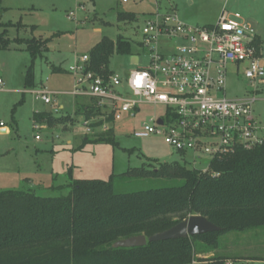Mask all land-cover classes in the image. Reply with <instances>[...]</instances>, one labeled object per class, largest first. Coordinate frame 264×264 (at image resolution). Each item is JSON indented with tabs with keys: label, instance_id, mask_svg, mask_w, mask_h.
Instances as JSON below:
<instances>
[{
	"label": "rangeland",
	"instance_id": "1",
	"mask_svg": "<svg viewBox=\"0 0 264 264\" xmlns=\"http://www.w3.org/2000/svg\"><path fill=\"white\" fill-rule=\"evenodd\" d=\"M235 1L138 0L124 4L122 0H0V8L2 23L23 25L22 28L8 29L11 40H48V51L35 62V83L53 91L71 92L75 81L69 69L74 65L75 56L81 59L89 54L104 37L116 40L123 36L129 39L136 46L140 65L146 66L148 53L140 44L150 14L156 11L175 12L186 24L205 27L214 25L224 9L241 10L249 2L243 0L238 4ZM82 6L84 11L80 10ZM244 12L243 15L247 17V10ZM71 13H74V17L69 19ZM120 13H134L138 18L120 21ZM3 31L4 28H0V33ZM31 64V55L24 46L13 44L9 50L0 48V77L5 83L0 91V122L3 123H0V128L10 129L8 135L0 134V192L32 191L41 197H68L72 191L70 183L74 180L108 181L112 177L116 194L183 184L181 180L122 176L129 169L150 168L149 165L157 162L182 164L188 160L190 164L189 158L168 146L162 137L138 139L134 136V132L140 130L150 118L163 115L162 106L143 105L134 116L125 115L122 121L107 124V128L111 127L115 132L117 146L86 142L87 139H95L102 129H92L89 133L85 118L80 114L73 117L70 124L35 130L34 113L52 111L54 106L36 100L31 94L18 93L19 90L24 91L25 75ZM52 66L63 67L65 72L54 73ZM110 69L126 77L137 66L130 57L115 55L111 59ZM234 70L233 66L230 67L226 97L237 99L254 93L253 86L244 75L236 74ZM256 96L258 101L254 105V114L264 125V92ZM57 98L68 100L71 104L74 100L71 96ZM22 100L24 102L20 104ZM89 103L94 102L90 100ZM65 113L53 114L56 118H62L67 116ZM210 160L204 156L203 162L196 167L205 169ZM218 255L234 259V264H264V227L222 235Z\"/></svg>",
	"mask_w": 264,
	"mask_h": 264
},
{
	"label": "trees",
	"instance_id": "2",
	"mask_svg": "<svg viewBox=\"0 0 264 264\" xmlns=\"http://www.w3.org/2000/svg\"><path fill=\"white\" fill-rule=\"evenodd\" d=\"M0 8V48L24 46L32 64L25 75L26 89H36L34 67L48 51V40H11L8 29L22 24H4ZM120 21L137 19L134 13H120ZM260 50V42H255ZM141 46V44H140ZM19 48V47H18ZM20 49V48H19ZM135 57L136 46L119 36L104 37L89 52L87 72L108 77L115 56ZM54 73L65 72L52 66ZM94 99V98H93ZM15 110V109H14ZM94 121L91 129L113 124L112 116L101 120L102 112L94 99L76 115ZM71 116L56 118L51 112L36 113L35 125H67ZM88 143L117 146L110 127ZM129 169L123 177L135 179L181 180L177 187L116 194L113 177L108 180L84 179L70 183L68 197L47 198L32 191L0 192V264H191L198 254L218 251L220 237L264 227V144L254 150L239 149L232 155L211 161L208 170L188 163H156ZM191 216H203L220 231L187 239L148 243L136 248H113L120 241L137 236L150 238L165 232ZM215 257L209 264H225ZM243 259L242 261H250Z\"/></svg>",
	"mask_w": 264,
	"mask_h": 264
},
{
	"label": "built area",
	"instance_id": "3",
	"mask_svg": "<svg viewBox=\"0 0 264 264\" xmlns=\"http://www.w3.org/2000/svg\"><path fill=\"white\" fill-rule=\"evenodd\" d=\"M135 1L122 0L124 4ZM256 41V30L239 14L224 12L214 25L197 27L183 22L175 12L156 11L147 17L143 28L141 47L149 58L146 66L140 65L138 55L131 57L137 61V69L128 76L114 72L104 77L87 72L90 59L83 56L69 69L75 80L71 95L96 99L102 112L100 119L112 116L114 123L125 115L134 116L143 105L162 106L163 115L150 118L134 136L162 137L197 168L204 156L211 163L239 149L251 151L264 144V128L254 114L256 94L226 97L232 66L252 86L264 81ZM3 86L0 79V88ZM25 94L47 105L53 104L54 96L61 95L45 86L26 90ZM85 126L91 133L90 122L85 121ZM34 128L42 129L40 125ZM100 129H108L107 123ZM208 167L202 170L206 172Z\"/></svg>",
	"mask_w": 264,
	"mask_h": 264
},
{
	"label": "crops",
	"instance_id": "4",
	"mask_svg": "<svg viewBox=\"0 0 264 264\" xmlns=\"http://www.w3.org/2000/svg\"><path fill=\"white\" fill-rule=\"evenodd\" d=\"M242 2H243V0H236L235 1V3H238V4L239 3L241 4ZM238 4L236 6H238ZM245 5L246 6L243 7V9L244 10H247V12H248L247 13L248 14L247 17H245V15H243L245 13L244 10L243 9L240 10V8H239V9H236V11H229L227 9H224L221 12V14L219 15L218 18H220V16L224 12L227 13V14H229V15L239 14L243 18V20H245V22H247L248 24H250L256 30V32H257V39H258V41L260 42V45H261V49H260L261 50V61H262V64L264 65V0H249V2H247ZM84 10H81V11H84ZM86 55H88V54H85L83 56H86ZM78 58H79L78 56H75L74 63L78 60ZM132 63L136 65L137 61L134 60V59H132ZM61 68L63 69V67H61ZM0 79L3 81V79L1 77H0ZM3 84H4V86H3V88H0V91H2L4 89V87H5L4 81H3ZM41 86H45V85H41ZM41 86H38L37 85V88L38 87H41ZM45 87H47V86H45ZM47 88H49V87H47ZM253 88H254V93L256 95L262 94L264 92V81L263 82H260V83L254 84L253 85ZM26 90H29V89H26L25 86H24V91L19 90L18 93H21L23 95H26L25 94V91ZM53 92L60 93L61 95H57L54 98L53 104H51L52 106H54V108H52L53 110L52 111H46V112H51V113H60V112L65 113L66 112L65 114L67 116H71L73 118V117L76 116V113H77V110L78 109H80L84 105L85 106H92L93 103H89L90 100H92L94 102V99L92 97H90V96H73V95H71V92L72 91L71 92L53 91ZM59 96H71V97L74 98V100H73V102L71 104V102L68 101V100L57 98ZM23 100H22V102L20 104H23V102H24ZM257 101H258V99H257ZM73 103H74V105H73ZM70 106H71V108H70ZM36 113H42V112H36ZM36 113H34V114H36ZM258 121L261 124V126L264 128V125L262 124V122L260 120H258ZM87 122H89V121H87ZM93 122H94L93 120L90 121V124H92ZM70 123L71 122H69V124ZM34 126H35V124H34ZM40 126L43 129L44 128L46 129V127H47V125H45V124H40ZM9 133H10V129L8 127L7 128L6 127L5 128H0V134L8 135ZM215 257L227 258L228 260L225 262V264H234V262H233L234 259H232L230 257H227V256H219L218 255V251H215V252H212V253H208V254H198V255H196V260L193 263H191V264H209V262L207 260L212 259V258H215ZM236 260H238V259H236ZM247 262H249V261H247Z\"/></svg>",
	"mask_w": 264,
	"mask_h": 264
},
{
	"label": "water",
	"instance_id": "5",
	"mask_svg": "<svg viewBox=\"0 0 264 264\" xmlns=\"http://www.w3.org/2000/svg\"><path fill=\"white\" fill-rule=\"evenodd\" d=\"M163 122L160 120L159 124ZM220 229L208 221L203 216H191L187 220L181 222L175 227L156 234L150 238L146 236H137L125 240H120L113 245V248H136L146 246L148 243L161 242L176 239H187L196 236H202L214 232H219Z\"/></svg>",
	"mask_w": 264,
	"mask_h": 264
}]
</instances>
